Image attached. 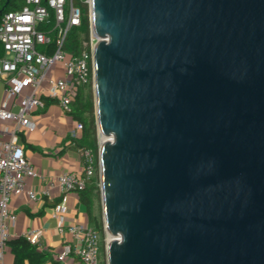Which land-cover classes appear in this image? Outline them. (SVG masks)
I'll list each match as a JSON object with an SVG mask.
<instances>
[{"label":"water","instance_id":"95a60500","mask_svg":"<svg viewBox=\"0 0 264 264\" xmlns=\"http://www.w3.org/2000/svg\"><path fill=\"white\" fill-rule=\"evenodd\" d=\"M90 26L107 264H264V0H90Z\"/></svg>","mask_w":264,"mask_h":264},{"label":"built area","instance_id":"2783aa9c","mask_svg":"<svg viewBox=\"0 0 264 264\" xmlns=\"http://www.w3.org/2000/svg\"><path fill=\"white\" fill-rule=\"evenodd\" d=\"M81 16V7L75 0H23L19 8L5 11L0 17V79L5 85L0 119L13 122L9 138L0 147V264H6L3 252L17 217L10 206L14 196L26 193L30 199L37 200L57 191L64 201L67 193L84 188L96 170L93 149L82 147L83 173L63 171L44 178L34 170L19 140L20 131L35 128L32 120L35 108L44 107L50 99L62 112L69 113L78 88L93 81V52L99 38L91 26L79 50L68 49V37L80 25ZM54 63L59 64L62 77H47ZM24 87L30 90L22 93ZM12 99L17 101L16 111L8 107ZM75 128L81 131L82 124L76 122ZM35 176L45 180L40 191L27 186L28 179ZM56 231L67 232L72 238L57 253L59 262L71 264L78 258L79 264H101V235L95 227L58 225ZM23 235L31 244L40 245L41 229L29 228Z\"/></svg>","mask_w":264,"mask_h":264},{"label":"crops","instance_id":"0c3cea01","mask_svg":"<svg viewBox=\"0 0 264 264\" xmlns=\"http://www.w3.org/2000/svg\"><path fill=\"white\" fill-rule=\"evenodd\" d=\"M4 87V82L0 79V104L4 98ZM29 90V87H24L22 93H27ZM16 102V99L10 100L8 104L10 110L18 109ZM32 120L35 128L20 131L19 140L34 170L42 174L44 178L55 176L63 171L83 173V157L76 140L80 133L75 128V119L69 113L62 112L59 105L49 99L44 107L33 110ZM12 127L11 120L0 119V147L2 142L9 138V130ZM28 144L30 146H27ZM44 182L43 178L35 176L28 179L27 186L40 191ZM10 206L17 215L10 228V238L23 235L29 228L42 230L41 242L37 249L46 253L47 257L41 264L55 262L62 264L56 259V255L63 245L71 242L72 238L67 232L58 233L56 231L58 225L93 226L77 191L67 193L64 201L57 191L37 200H32L26 193H22L11 199ZM3 260L6 264H12L14 260L8 245L4 248ZM25 264H28L27 260ZM71 264H79L78 258H74Z\"/></svg>","mask_w":264,"mask_h":264},{"label":"trees","instance_id":"16d2710c","mask_svg":"<svg viewBox=\"0 0 264 264\" xmlns=\"http://www.w3.org/2000/svg\"><path fill=\"white\" fill-rule=\"evenodd\" d=\"M23 0H9L5 5V0L0 1V17L8 10L19 8ZM75 3L81 7L82 16L81 23L74 28L68 37V49L78 51L80 43L83 39H87L90 30V16L88 3L83 0H75ZM1 54V47H0ZM91 81L83 86H80L74 99L71 102V110L69 114L76 122L82 124L80 135L76 138L80 148L90 147L93 149L96 156V170L94 175L86 183V186L77 191L80 201L86 207L90 221L102 236L104 234V224L100 218L94 215V206L100 196V178H99V161H98V130L96 122V111L94 92L90 87ZM27 146H30L29 144ZM6 244L10 247L14 260L12 264H41L47 257L46 253L40 252L36 245L31 244L24 235L9 238ZM54 264H59L55 262ZM101 264L106 262L101 261Z\"/></svg>","mask_w":264,"mask_h":264},{"label":"rangeland","instance_id":"374dc122","mask_svg":"<svg viewBox=\"0 0 264 264\" xmlns=\"http://www.w3.org/2000/svg\"><path fill=\"white\" fill-rule=\"evenodd\" d=\"M84 2L88 3V7L89 5V0H83ZM89 16H90V7H89ZM63 73L62 70L59 67V64L54 63L48 70L47 72V77H52L54 79L58 78V77H62ZM44 85L47 84V80H44L43 82ZM91 89L94 92V87H93V81L91 80V84H90ZM80 133V130H79ZM101 142V137L98 135V144H100ZM100 183V182H99ZM94 215L98 216L100 218V220L103 222L104 224V218H103V213H102V204H101V198L96 201L95 206H94ZM109 236L108 234L104 231V234L101 236V252H100V258L101 261L106 262L107 264V254H106V239H108Z\"/></svg>","mask_w":264,"mask_h":264},{"label":"bare ground","instance_id":"6f19581e","mask_svg":"<svg viewBox=\"0 0 264 264\" xmlns=\"http://www.w3.org/2000/svg\"><path fill=\"white\" fill-rule=\"evenodd\" d=\"M104 140V138L101 139V142Z\"/></svg>","mask_w":264,"mask_h":264}]
</instances>
